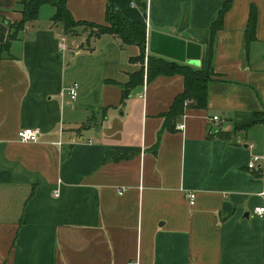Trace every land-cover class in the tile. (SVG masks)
I'll return each instance as SVG.
<instances>
[{"label":"crops","instance_id":"crops-1","mask_svg":"<svg viewBox=\"0 0 264 264\" xmlns=\"http://www.w3.org/2000/svg\"><path fill=\"white\" fill-rule=\"evenodd\" d=\"M20 1L0 0V45L21 21ZM224 1L66 7L76 22L104 26L110 9L144 23L145 58L174 61L149 52L151 32L198 44L197 66L174 62L206 71ZM251 8L255 38L246 45ZM53 13L43 5L0 54V264H264V216L253 214L264 207V0H231L207 107L187 108L176 122L184 128L171 132L162 115L183 77L147 81L146 60L133 61L138 47L87 26L64 33ZM142 66V84L123 98ZM25 128L40 130L38 143L18 141ZM253 157L260 160L248 169Z\"/></svg>","mask_w":264,"mask_h":264},{"label":"trees","instance_id":"trees-1","mask_svg":"<svg viewBox=\"0 0 264 264\" xmlns=\"http://www.w3.org/2000/svg\"><path fill=\"white\" fill-rule=\"evenodd\" d=\"M67 0H21L20 14L21 21L18 25L10 26V33L6 42L0 45V54L8 52L10 44L17 39L20 31L24 30L26 24L37 20L39 10L43 5H50L54 9L51 21L55 24H61L64 33L71 32L79 26L94 28L96 34H110L118 37L123 44L138 47L140 54L133 61L144 64L146 60V79L149 81L156 76L181 75L184 79V90L177 95L169 110L162 115L164 123L163 130L173 131L177 119L180 118L187 108L205 109L207 107V85L212 75V63L214 59V47L216 34L222 27V19L231 5V0H225L219 11L217 20L209 29V49L206 71L193 69L188 65H179L174 61H166L162 58L148 56L145 58L146 27L142 22H133L126 19L118 11L107 9L105 12V25H94L73 20L66 7ZM145 8V5L143 6ZM256 13L253 8L249 11L247 27L245 30L246 45L254 40ZM144 77L143 66L141 70L130 77V81L123 91V98H126L129 90L138 84H142Z\"/></svg>","mask_w":264,"mask_h":264},{"label":"water","instance_id":"water-1","mask_svg":"<svg viewBox=\"0 0 264 264\" xmlns=\"http://www.w3.org/2000/svg\"><path fill=\"white\" fill-rule=\"evenodd\" d=\"M148 50L154 55L194 66H197L201 60L200 45L158 32L150 33Z\"/></svg>","mask_w":264,"mask_h":264},{"label":"built area","instance_id":"built-area-1","mask_svg":"<svg viewBox=\"0 0 264 264\" xmlns=\"http://www.w3.org/2000/svg\"><path fill=\"white\" fill-rule=\"evenodd\" d=\"M77 85L73 84L68 88V96L71 101H74L76 96H77ZM213 122H219L218 117L214 116L212 117ZM184 128L183 124H178L176 125L177 130H182ZM212 130H209V134H212ZM40 130L35 129V128H25L21 129L17 132V139L21 143L25 144H34L38 143L39 137H40ZM260 160V157H253L251 161L248 163V169H254L256 166L257 161ZM119 195L123 194V191H118ZM262 196H264V192L262 193ZM195 194L194 193H187L186 194V199L188 200V203L190 206L194 205L195 201ZM253 214L256 216H264V207H256L253 210ZM128 264H133V263H128Z\"/></svg>","mask_w":264,"mask_h":264},{"label":"rangeland","instance_id":"rangeland-1","mask_svg":"<svg viewBox=\"0 0 264 264\" xmlns=\"http://www.w3.org/2000/svg\"><path fill=\"white\" fill-rule=\"evenodd\" d=\"M47 7H50L51 9H52V13L54 12V9H53V7L52 6H50V5H47ZM51 11V10H50ZM47 12L46 11H44L43 12V15H42V17H44L45 16V14H46ZM60 26H61V24H59ZM88 30H90V29H92V30H94V32L93 33H95V29L94 28H91V27H86ZM61 29H63V27L61 26ZM71 32H68L67 34H71L72 35V33H74V32H77L78 30H76V28L74 29V30H70ZM64 32V31H63Z\"/></svg>","mask_w":264,"mask_h":264}]
</instances>
